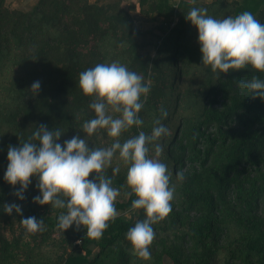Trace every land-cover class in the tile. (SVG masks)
<instances>
[{
  "label": "trees",
  "instance_id": "trees-1",
  "mask_svg": "<svg viewBox=\"0 0 264 264\" xmlns=\"http://www.w3.org/2000/svg\"><path fill=\"white\" fill-rule=\"evenodd\" d=\"M5 1L0 0V264H264V100L239 87V80L264 74L248 67L217 75L204 66L200 81L170 107L165 80L157 74L147 82L149 71L139 54L141 31L120 4L38 0L19 10ZM162 1L154 7L171 20L173 5L180 7L182 0ZM244 10L264 23V0H242L233 15ZM111 58L132 71L139 65L138 74L150 87L138 113L143 124L123 132L121 141L140 130L150 133L161 106L167 110L161 119L165 126L174 114L172 133L159 157L175 185L174 197L168 216L153 225L147 261L132 254L125 238L145 218L143 210L130 218L119 214L132 209L133 194L127 202L115 200L117 215L101 238H88L82 227L73 242L57 227V217L65 210L33 202L39 194L37 178L31 179L23 200L14 194L19 185L3 179L8 146L29 139L40 124L59 127L60 143L84 136L81 125L94 112L90 97L79 88V73ZM37 80L40 89L34 95L30 86ZM99 133L87 137L89 145L100 147ZM103 139L111 143L106 133ZM119 169L115 175L105 169L104 175L123 196L130 192L127 166ZM6 202L20 204L22 213H5ZM21 216L43 220L44 230L26 233Z\"/></svg>",
  "mask_w": 264,
  "mask_h": 264
},
{
  "label": "clouds",
  "instance_id": "clouds-1",
  "mask_svg": "<svg viewBox=\"0 0 264 264\" xmlns=\"http://www.w3.org/2000/svg\"><path fill=\"white\" fill-rule=\"evenodd\" d=\"M206 13V8L192 7L185 14V19L197 29L202 64L210 66L217 75L248 67L264 74V23L248 10L223 18ZM78 85L84 95L93 98L89 108L94 116L81 125L84 136L73 135L60 143L63 133L59 127L49 129L40 124L29 139L18 146H8L3 179L13 187L19 185L14 194L23 200L31 179L37 178L39 194L32 200L65 210L57 217L60 230L83 226L85 236L99 239L117 215L115 200L121 195L120 189L112 186L111 177L105 176L104 170L113 165L114 158L118 159L127 166L125 183L130 192L123 195L127 198L133 194L131 208L142 209L145 214L143 220H137L127 230L125 238L132 254L147 261L155 236L153 225L170 213L175 191L167 165L159 158L163 152L159 141L169 134L168 127L161 123L167 110L161 106L150 133L140 130L121 141L123 132L133 126L139 129L143 124L138 113L143 107L142 97L146 98L150 91L149 84L140 74L113 60L81 71ZM30 87L35 95L40 82L33 81ZM239 87L264 100V78L254 74L249 80H239ZM101 130L111 143L90 147L87 137ZM119 170L118 165L113 166L112 174ZM90 174H94L91 179ZM176 179L182 181V174L177 173ZM3 205L9 215L13 211L22 213L16 202ZM20 221L26 233L43 231L45 227L43 220L35 216H21Z\"/></svg>",
  "mask_w": 264,
  "mask_h": 264
},
{
  "label": "rangeland",
  "instance_id": "rangeland-1",
  "mask_svg": "<svg viewBox=\"0 0 264 264\" xmlns=\"http://www.w3.org/2000/svg\"><path fill=\"white\" fill-rule=\"evenodd\" d=\"M38 0H6L5 3L11 8L19 10H28ZM96 1V0H91ZM144 5L141 4V0H99L100 4L118 3L133 17L136 27L141 31L139 36V44L141 45L139 54L143 62L147 65L149 76L147 82L151 83L152 78L157 74L166 82V96L172 99L170 107H172L182 92H185L191 86L197 84L201 77L200 71L205 65L202 64L201 51L198 43L197 29L191 24L190 21L185 19V14L192 7H203L207 9V15H211L215 18H223L224 16L233 15L234 7L242 0H175L178 5H173L176 9L173 18L168 20L163 14L159 13L154 7L156 1L162 2V0H144ZM172 0H169L170 4ZM184 6L186 8H184ZM186 9L185 14L182 16L181 11ZM173 41L172 43H169ZM168 43V44H167ZM108 51L110 57H113V52ZM171 52V55H168ZM173 52V53H172ZM115 60L111 58L109 61ZM137 66V65H136ZM139 66V65H138ZM137 66L135 72H139L140 68ZM183 68V69H182ZM93 98L90 97V101ZM173 110H171L172 112ZM146 119L149 120V115L144 113ZM174 114L167 117L165 120H171L169 124V134L162 137L159 143L164 147V144L169 140L172 133V123L174 120ZM104 132L98 134L96 142L100 143V147L107 146L106 140L103 139ZM107 136V135H106ZM109 138V137H108ZM95 146L93 143L91 146ZM171 161L169 158L167 164ZM123 167V163L114 158L113 165L109 166L112 169L113 166ZM107 168V169H108ZM116 199L127 202L128 198L118 196ZM126 199V200H123ZM132 209L121 212L119 214L130 218L133 215H137V209ZM79 229L75 226L70 227L63 233L71 241H75Z\"/></svg>",
  "mask_w": 264,
  "mask_h": 264
}]
</instances>
